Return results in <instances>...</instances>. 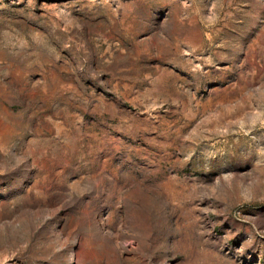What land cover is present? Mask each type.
Segmentation results:
<instances>
[{
	"label": "rangeland",
	"instance_id": "obj_1",
	"mask_svg": "<svg viewBox=\"0 0 264 264\" xmlns=\"http://www.w3.org/2000/svg\"><path fill=\"white\" fill-rule=\"evenodd\" d=\"M0 264H264V0H0Z\"/></svg>",
	"mask_w": 264,
	"mask_h": 264
}]
</instances>
